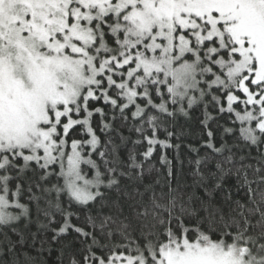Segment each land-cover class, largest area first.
Here are the masks:
<instances>
[{
    "label": "snow or ice",
    "instance_id": "1",
    "mask_svg": "<svg viewBox=\"0 0 264 264\" xmlns=\"http://www.w3.org/2000/svg\"><path fill=\"white\" fill-rule=\"evenodd\" d=\"M53 251L264 264V0H0V264Z\"/></svg>",
    "mask_w": 264,
    "mask_h": 264
},
{
    "label": "trees",
    "instance_id": "2",
    "mask_svg": "<svg viewBox=\"0 0 264 264\" xmlns=\"http://www.w3.org/2000/svg\"><path fill=\"white\" fill-rule=\"evenodd\" d=\"M209 111L216 115L215 111L212 108H209ZM203 105H201L199 108L194 109L191 114L190 118H185L183 116L178 117L177 124H176V131H183L185 134L181 140H173V143H182L184 146L188 144H192L194 146H198L203 142V138H206V132L202 128L200 121L203 120ZM211 129L216 133L217 141L219 142L221 135L223 134L225 127H232V124L230 122V117L227 114H224L221 116V118L218 121H211L210 122ZM169 130H173L171 127ZM203 133V138H202ZM127 134V133H125ZM165 133L162 131L160 133V139H164ZM135 139V137H133ZM147 145L139 146L137 151L143 152L146 149ZM186 151V147H182L181 152L184 153ZM161 150L159 149V146H157V151L154 153L152 161L156 164V167L159 168V156H160ZM175 153L173 150H168V156L170 159L174 157ZM185 158L186 157H182ZM73 222L76 223L75 218H73ZM19 227H23V220L16 222ZM33 230L34 226H33ZM54 248H58V246L54 245ZM35 255V253H33ZM59 255L58 251H53L52 253L45 252L42 257H38V260L46 261L47 264H55L56 258Z\"/></svg>",
    "mask_w": 264,
    "mask_h": 264
}]
</instances>
